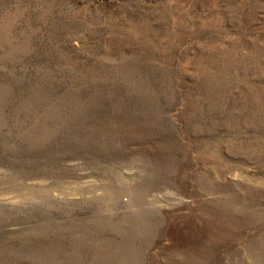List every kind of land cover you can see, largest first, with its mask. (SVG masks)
Instances as JSON below:
<instances>
[{"label": "rangeland", "instance_id": "1", "mask_svg": "<svg viewBox=\"0 0 264 264\" xmlns=\"http://www.w3.org/2000/svg\"><path fill=\"white\" fill-rule=\"evenodd\" d=\"M0 264H264V0H0Z\"/></svg>", "mask_w": 264, "mask_h": 264}, {"label": "bare ground", "instance_id": "2", "mask_svg": "<svg viewBox=\"0 0 264 264\" xmlns=\"http://www.w3.org/2000/svg\"><path fill=\"white\" fill-rule=\"evenodd\" d=\"M100 260V259H99ZM101 261H103V260H101ZM104 261H106V260H104ZM103 263V262H102Z\"/></svg>", "mask_w": 264, "mask_h": 264}]
</instances>
